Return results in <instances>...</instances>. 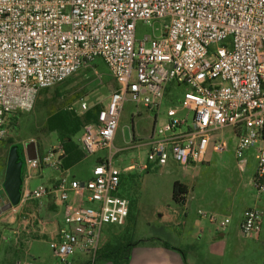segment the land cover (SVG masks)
I'll return each mask as SVG.
<instances>
[{"label": "built area", "instance_id": "obj_1", "mask_svg": "<svg viewBox=\"0 0 264 264\" xmlns=\"http://www.w3.org/2000/svg\"><path fill=\"white\" fill-rule=\"evenodd\" d=\"M158 21L165 24L157 36L135 40L136 22ZM94 60L102 63L114 89L94 121L82 126L77 143L85 156L99 151L105 156L84 181L66 175L51 187L21 194L22 201L38 203L54 197L62 207L57 237L49 241L55 258L66 263L78 254L93 262L101 228L124 225L128 203L116 195L124 170L112 166L119 113L126 100L157 111L169 84L184 88L178 102L183 114L158 129L152 125L145 162L198 165L210 134L228 128L239 171L246 166L243 153L254 149L250 184L264 196V0H0V137L8 116L28 112L39 91ZM87 110L80 103L75 112ZM210 149L223 151V141L217 139ZM62 157L60 147L36 151L33 160L24 159L21 172L27 178L43 167L60 171ZM260 217L256 209H245L240 232L255 237ZM228 224L225 217L217 228L223 231Z\"/></svg>", "mask_w": 264, "mask_h": 264}, {"label": "rangeland", "instance_id": "obj_2", "mask_svg": "<svg viewBox=\"0 0 264 264\" xmlns=\"http://www.w3.org/2000/svg\"><path fill=\"white\" fill-rule=\"evenodd\" d=\"M164 24L165 21H158L149 26L136 22L135 40L140 41L144 36H157ZM131 79H133V74H131ZM113 89L114 83L104 66L99 60H94L71 75L61 85L45 89L37 95L28 112H15L8 116L0 137V189L2 170L10 147L23 148L25 143L32 141L39 155L44 151L58 147L56 134L45 130L44 123L49 112L56 108L71 109L77 112L80 103H84L87 109L94 105L104 106ZM183 92V87H175L174 84L167 85L157 111L135 106L129 100L124 101L122 105L112 143L113 149L118 150L112 159V166L118 170L129 165L133 167L132 172L121 173L122 185L117 190L119 196L130 202L129 211L132 221L131 223L128 221V225L122 226V230L118 227L102 236L110 237L111 235L113 237L112 244H116L117 240L123 241L127 236L126 233L133 235L135 240L144 237L165 240L167 229L156 222L155 213L173 206L170 200V173L168 177V174L160 170V167L149 166L147 171L140 170L138 167L141 161L145 164L146 147L143 144L147 142L151 133L153 117L155 119L154 129L160 128L169 117H180L183 112L179 109L178 102ZM12 117L14 120H10ZM214 138L223 141V151L214 152L209 147L205 163L195 165L197 168L189 172V175L183 180L192 186L190 191L196 196L195 198L200 199V210L204 214V218L197 217V219L208 223V218H211L215 221L213 225L217 229V222L227 217L230 224L226 229H229L237 222V216L242 210L254 208L259 212L264 211L262 208L264 198L258 195L250 185L255 170L254 149H247L243 153L246 166L243 171H239L233 155L235 141L231 130L225 128L214 132ZM104 156L105 151H99L90 156L82 154V157L73 166L67 167L69 175L77 181H84L89 176L96 159ZM38 170V175L32 174ZM21 175L23 178V170ZM49 176H56V174L47 167L30 172L24 189L29 192L37 186H46ZM177 180L182 182L180 177H177ZM254 196L259 197V202L257 203L256 200L255 205L252 206ZM86 206L91 207V205ZM192 206L194 208V203ZM112 228L115 226H103L100 234L102 235L105 230ZM5 229L6 225L0 223V236L2 235L3 238V241L0 242L3 244L0 247L11 243L12 237L8 232H4ZM27 238L35 239L36 236L30 235ZM240 242L232 236L231 244L226 245L227 250L239 251L240 255H245L246 259L253 258L251 264L259 263L263 254L261 247L251 240L241 238ZM12 253L8 246L0 249V257L3 258L7 255L9 257V260L4 261L3 259L2 264H13V261H10ZM21 253L24 254V261L30 264H74L77 260L84 259V257L74 254L67 258L66 263L60 262L52 255L50 243L46 239L28 241ZM87 262L93 264L88 259ZM238 262L234 260L232 264H239Z\"/></svg>", "mask_w": 264, "mask_h": 264}, {"label": "crops", "instance_id": "obj_3", "mask_svg": "<svg viewBox=\"0 0 264 264\" xmlns=\"http://www.w3.org/2000/svg\"><path fill=\"white\" fill-rule=\"evenodd\" d=\"M154 122L155 119L153 117V125ZM79 135L80 133L77 135V139ZM215 141L216 139L214 138L213 132L209 136L208 148L211 147V145ZM143 146L146 147L145 143L143 144ZM21 148L22 147H20V150L17 149L16 154L17 157L23 161L24 150L23 148ZM206 152L203 155L202 162L200 164L205 163ZM5 163L2 170V182L5 171ZM142 167H145V171L149 169V165L146 162L144 164L143 161L139 163L138 169L143 170ZM196 168L197 167L195 166L181 167L175 165V163L171 160H168L163 167H160V170L168 174V177L170 173L171 185L172 183L177 182L184 186L186 189V195L184 197V202L182 205L172 203V207H168L155 213L156 222H158L160 225H163L167 229V234L164 238V241L156 237H144L140 240H135L133 239V235H128L126 233L127 236L124 237L123 241L117 240L116 243H120L121 245H123L126 244L127 241L132 240L135 241L136 244L131 246L128 255L124 259H122L121 261L117 260V263H112L109 260L96 259L93 261V264H232V261L234 260L239 261V264H251L253 258L246 259L245 255H240L239 251H236L234 249H230V251L227 250L226 245L231 244L230 241L232 236H234L235 239L237 238L238 242H240L242 238L251 240L258 244L261 247L263 254L259 259L260 262L256 264H264V211L260 212L262 220L260 221L259 232L255 237H245L240 232L239 224L241 221V214L243 210L239 212L237 216V222L232 225L231 228L226 229V227L223 231H219L218 228L216 229V227L213 225V223H215L214 220L210 221L208 218V223H206L201 219H197V217H199L197 215V212H202L200 210L199 204L200 199L195 198L196 196H194L190 191L192 186H190L185 180H183L189 175V172L194 171ZM52 171L55 172L56 176H49L47 179V185L44 187L53 186L57 180L66 175H68L69 178H72L69 175V169ZM120 171H123L122 174H127L133 171V167L131 165L125 166ZM30 172L29 174H27V178H25V174L22 178V172L20 170L19 201L10 210L4 213L0 212V223L6 225V229L4 232H8V234H10V236L12 237L10 240L11 243L0 247V249H4L7 246L11 248L13 253L12 255H10V261H13V264H19L24 260V254L21 253V251H23L24 246L28 244V241L38 239H46L47 241H50L52 239H56L57 230L61 226L62 207L59 205L57 200H54V197L42 199L40 203L32 200L22 201L21 194L23 191H25V181L30 177ZM38 173L39 170L33 172L32 174L38 175ZM177 177H180L182 182H180V180L178 181ZM121 185L122 177L120 174L119 187ZM116 195L122 198L118 195L117 192ZM253 198L254 204H252V206H254L256 202H259V197L254 196ZM125 200L128 203V213L124 222V225L126 226L128 225L127 222L129 221L131 223L132 220L129 211L130 202L127 199ZM5 203L6 197L1 187L0 210L3 205H5ZM192 203H194V208L192 206ZM262 208L264 209V200L262 202ZM116 228L118 227L107 229L102 233V235L99 234L98 250L104 247L109 248L114 245L112 244L113 237H111V235L110 237L102 236L108 233V231ZM120 230H122V228ZM30 235L36 236V238H27V236L29 237ZM0 239V242H2V235L0 236ZM147 239H152V241L145 243L139 242L141 240ZM4 242L5 244H7L6 241ZM162 243L165 244L166 248L162 246ZM1 244L3 243H0V246ZM7 257L8 255L3 258L0 257V264H2L3 259L4 261H6L7 259L9 260V257ZM74 264H88L87 258L84 257V259L82 260H77L76 262H74Z\"/></svg>", "mask_w": 264, "mask_h": 264}, {"label": "trees", "instance_id": "obj_4", "mask_svg": "<svg viewBox=\"0 0 264 264\" xmlns=\"http://www.w3.org/2000/svg\"><path fill=\"white\" fill-rule=\"evenodd\" d=\"M43 91H39L37 95ZM99 108V106L94 105L82 114H77L71 109L66 110L62 108H56L49 112L44 126L47 132L55 133L57 136L58 147H60L63 153L61 168L68 169L82 157L77 143V135L80 133L84 124L94 121L95 114ZM10 120H14V118L12 117ZM17 149L20 150V147H17ZM98 162L97 160L95 161V163ZM185 195L186 189L184 186L177 182L172 183L170 200L173 204L182 205ZM150 241L152 239L141 240L139 242L145 243ZM134 244H136L135 241L129 240L123 245L116 243L109 248H101L96 252L94 260L103 259L117 263V260L121 261L128 255L131 246ZM162 246L166 248L163 243Z\"/></svg>", "mask_w": 264, "mask_h": 264}, {"label": "water", "instance_id": "obj_5", "mask_svg": "<svg viewBox=\"0 0 264 264\" xmlns=\"http://www.w3.org/2000/svg\"><path fill=\"white\" fill-rule=\"evenodd\" d=\"M24 159L33 160L36 156L35 145L29 141L23 145ZM17 147L12 146L6 156L5 171L2 182V191L6 197V203L0 212L4 213L15 206L19 201L20 170L22 160L17 157Z\"/></svg>", "mask_w": 264, "mask_h": 264}, {"label": "flooded vegetation", "instance_id": "obj_6", "mask_svg": "<svg viewBox=\"0 0 264 264\" xmlns=\"http://www.w3.org/2000/svg\"><path fill=\"white\" fill-rule=\"evenodd\" d=\"M10 148H11V147H10ZM10 148H9V149H10ZM9 149H8V150H9ZM21 149H22V148H21ZM7 152H8V151H7Z\"/></svg>", "mask_w": 264, "mask_h": 264}]
</instances>
